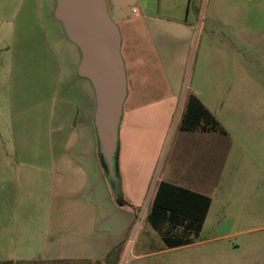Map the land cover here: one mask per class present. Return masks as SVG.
Returning a JSON list of instances; mask_svg holds the SVG:
<instances>
[{
  "label": "crops",
  "instance_id": "obj_1",
  "mask_svg": "<svg viewBox=\"0 0 264 264\" xmlns=\"http://www.w3.org/2000/svg\"><path fill=\"white\" fill-rule=\"evenodd\" d=\"M105 1L125 59L118 165L126 201L151 207L161 182L206 196L210 203L198 237L215 210L259 221L264 216V34L249 41L244 27L225 22L227 34L219 48L215 45L221 65L196 68L191 0ZM55 6V0H0V264H97L119 248L131 221L104 176L93 88L77 74L80 52L54 18ZM37 39L44 42L53 85L61 92L57 109L50 103L44 122L39 120L43 100L37 99V88L31 95L35 86L25 82L26 62L22 66V42L37 49ZM246 53L255 63L246 61ZM229 59L237 64L229 66ZM76 90L83 97L81 115L75 112ZM189 94L226 134L180 129ZM171 128L173 157L151 187L156 163L138 165L124 156L155 153ZM119 262L114 255L112 262L98 264Z\"/></svg>",
  "mask_w": 264,
  "mask_h": 264
},
{
  "label": "rangeland",
  "instance_id": "obj_2",
  "mask_svg": "<svg viewBox=\"0 0 264 264\" xmlns=\"http://www.w3.org/2000/svg\"><path fill=\"white\" fill-rule=\"evenodd\" d=\"M191 1L188 20L195 26V43L199 48L196 52L198 55L196 68L221 65L220 58L215 52V45L217 44L219 48L220 43L218 41L222 39L223 34H227L226 28L222 26L225 22L235 23L244 27L243 36L249 41L257 34H264V0ZM109 16L112 18L110 13ZM253 26L260 30H251ZM36 41L37 49L35 44L32 45L30 41L22 42V66L26 62L24 70L28 72V77L25 82L31 87L35 86V89H31V95L35 93L37 88V99L43 100V105L39 108L41 112L39 120L44 122L47 120L46 112L48 114L50 103H53L57 109V105L61 100V92L56 91L53 85L55 80L51 72L53 71V66H51V62L49 63L44 42L38 39ZM245 59L251 64L255 63L254 57L249 53L245 54ZM122 60L125 65V59L123 58ZM236 64V59H229V66ZM239 64H241L240 59ZM76 91L78 95H76L77 109L75 112L81 115L83 97L79 90ZM214 93V103H219V91H214ZM125 99L126 94L124 101ZM123 105L119 126L122 119ZM46 130L47 125L40 129L41 136L38 138L40 147H42L43 141H45ZM174 138V132L171 128L164 137L163 142L160 143L159 141L154 146L155 153L148 155L144 153L126 154L127 158L124 156V160L138 165L146 163L154 165L156 163L154 176L152 177V187V184L156 182L158 174L167 166L169 159L173 157L175 148ZM119 150L120 142L117 139L116 152L113 158L115 181L111 180L115 185L114 189L110 183V179L106 176V173L108 174L107 167L100 154L104 176L112 192V197H114L115 201L114 190L119 188L124 204L121 206L116 205L122 209V213H126L127 218L131 217V221L125 231L124 240L119 245V264H264V216L259 221L252 222L248 219L245 221L240 220L237 216L227 217L228 215H224L219 210L212 211L208 222L205 224L199 237L195 240L192 236V231L184 230L181 225L172 227L169 224H162L158 229H154L147 218L150 203L144 201L140 205L132 207L125 199L123 180L118 165L120 161L118 159ZM183 156L185 160L188 159L189 153L186 151V148L183 151ZM213 160H217L215 155L212 156ZM215 163L217 164V161ZM125 172L127 173V170ZM187 177L189 180L190 176L188 175ZM127 178L131 181L129 177ZM135 187L137 189L140 188L139 181ZM109 220L111 223V218ZM168 235H184V237H189L194 241L188 245L176 247L174 250H168L162 240L163 237Z\"/></svg>",
  "mask_w": 264,
  "mask_h": 264
},
{
  "label": "water",
  "instance_id": "obj_3",
  "mask_svg": "<svg viewBox=\"0 0 264 264\" xmlns=\"http://www.w3.org/2000/svg\"><path fill=\"white\" fill-rule=\"evenodd\" d=\"M54 18L80 52L79 77L89 81L95 98L94 127L108 176L115 181L114 155L126 94L120 33L105 0H55Z\"/></svg>",
  "mask_w": 264,
  "mask_h": 264
},
{
  "label": "trees",
  "instance_id": "obj_4",
  "mask_svg": "<svg viewBox=\"0 0 264 264\" xmlns=\"http://www.w3.org/2000/svg\"><path fill=\"white\" fill-rule=\"evenodd\" d=\"M180 129L185 131L216 132L226 134L224 129L216 121L214 116L199 102L192 94L188 95L184 112L180 121ZM108 179L109 176L106 173ZM111 185L114 183L110 179ZM116 204L121 206L124 202L121 199L119 188L114 190ZM210 200L208 197L176 187L166 182H161L152 201L148 220L154 229H158L162 224H169L172 227L181 225L184 230H191L194 240L198 237L204 221ZM166 249L185 246L192 243L189 237L184 235L165 236L162 238ZM119 248L113 249L103 258L95 263H110L113 256L118 257ZM50 263L59 264L65 261H51ZM1 264H12L4 262ZM17 264H22L18 262ZM31 264H36L32 262Z\"/></svg>",
  "mask_w": 264,
  "mask_h": 264
},
{
  "label": "built area",
  "instance_id": "obj_5",
  "mask_svg": "<svg viewBox=\"0 0 264 264\" xmlns=\"http://www.w3.org/2000/svg\"><path fill=\"white\" fill-rule=\"evenodd\" d=\"M134 12V11H133Z\"/></svg>",
  "mask_w": 264,
  "mask_h": 264
}]
</instances>
